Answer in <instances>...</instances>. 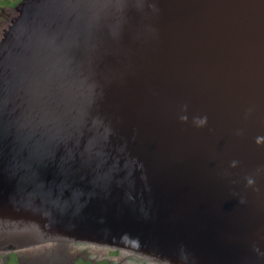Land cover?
Listing matches in <instances>:
<instances>
[{
  "label": "water",
  "instance_id": "obj_1",
  "mask_svg": "<svg viewBox=\"0 0 264 264\" xmlns=\"http://www.w3.org/2000/svg\"><path fill=\"white\" fill-rule=\"evenodd\" d=\"M264 264V0H19L0 29V251Z\"/></svg>",
  "mask_w": 264,
  "mask_h": 264
},
{
  "label": "rangeland",
  "instance_id": "obj_2",
  "mask_svg": "<svg viewBox=\"0 0 264 264\" xmlns=\"http://www.w3.org/2000/svg\"><path fill=\"white\" fill-rule=\"evenodd\" d=\"M18 1L19 0H0V29L9 14V8L12 7L14 3H17ZM37 248H39L38 252H43V248L45 249V253L43 252L39 254V258L41 259H39L40 261L47 258L51 260L65 258L64 260H70L67 262L70 263L71 261L74 262L76 258L84 257L90 258V260L92 261L99 260L91 264H116L117 262H125L127 264H147L135 258H132L124 253L117 252L115 254L113 253V251L110 250L97 249L85 245H68L65 246L62 250L52 246H38ZM96 254L97 256H95ZM106 254L108 255L106 256ZM112 254L115 255L113 256ZM99 256H102L103 258L100 259ZM45 262L55 261L45 260Z\"/></svg>",
  "mask_w": 264,
  "mask_h": 264
},
{
  "label": "flooded vegetation",
  "instance_id": "obj_3",
  "mask_svg": "<svg viewBox=\"0 0 264 264\" xmlns=\"http://www.w3.org/2000/svg\"><path fill=\"white\" fill-rule=\"evenodd\" d=\"M38 246H43V247L52 246L60 250H62L65 247V246H59L57 244H42V245L22 248V249L13 250V251L11 250L10 251H0V264H91L93 262L99 261V260L92 261L90 260V258H84V257L76 258L74 262L71 261L70 263H67L70 260H64L65 258L53 259V260L47 258V259H43L42 261H40L41 259L39 258L40 256L39 254L43 253L45 249L43 248V252H38L39 251L38 250L39 248H37ZM113 253L116 254L117 252L113 251ZM115 254H112V255L114 256ZM107 255L108 254H106V256ZM95 256H97V254ZM99 258L101 259L103 257L99 256ZM45 260L55 261V262H45ZM116 264H127V263L117 262Z\"/></svg>",
  "mask_w": 264,
  "mask_h": 264
}]
</instances>
